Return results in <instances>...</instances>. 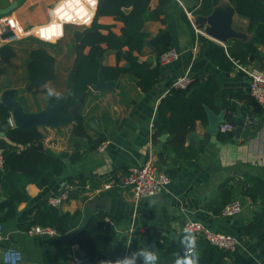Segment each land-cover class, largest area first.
<instances>
[{"label": "crops", "instance_id": "0c3cea01", "mask_svg": "<svg viewBox=\"0 0 264 264\" xmlns=\"http://www.w3.org/2000/svg\"><path fill=\"white\" fill-rule=\"evenodd\" d=\"M199 2L169 0L161 6L157 0H152L150 11L159 10L162 14L159 19L145 20L143 32L147 38L138 54V61L158 66L164 71L160 81L148 92H142L137 87L136 78L129 74H120L114 78L110 71L105 73L104 69L124 68L126 65L123 59L117 62L114 51L106 52L101 59L103 80L112 83L111 89L92 91L89 87L84 103L79 107V115L84 118L86 132L92 140L103 137V142H107L103 151L98 150L100 145L91 151L85 140H75L74 122L57 127H38L43 135L44 149L54 159L60 160L63 167L61 173L44 189H38L33 184L26 186L29 200L17 206L18 216L33 207L49 204L50 199L58 197L69 187L68 180L71 179L80 186V193L62 202L58 210L69 214L80 212L77 229L92 215L104 216L115 232L107 244L94 237L97 249L105 258V264L150 263L147 255H155L165 242L169 244L170 233H176L178 239L180 234H184V225L189 221L200 222L214 232L238 238L239 251L258 263V254L252 242L240 239L237 235L240 223L251 217L250 201L247 198H233L242 204V211L236 217L215 215L209 205L214 206L221 201L219 188L226 182L236 187L243 182L245 175L264 179V112L261 116L256 115L258 130L247 139L243 138L246 132L242 131L238 139L234 138L233 133L231 139L222 141L216 136L217 133H206V125L197 121L194 129L186 135L184 144L196 151L195 157L183 162L177 176L171 178L170 183L155 197L135 204L131 191L121 183L128 169L138 167L148 159L156 164L160 162L163 170L173 167L172 152L164 155L166 161L163 163L158 156L169 139L168 134L152 142L151 132L157 104L175 78L188 74L191 81L203 80L212 74L216 76L223 91L248 94L247 79L235 64L230 72L221 71L213 64L212 56L218 46L223 44L209 37H199L197 51L193 55L195 37L190 24L185 20L184 9L189 12ZM52 5L53 0H0V10H8L0 15V19L12 18L17 25L14 36L2 42V45L11 46L14 56L4 64V73L0 78V97L4 92L11 91V98L27 113L45 109L51 97L56 100L66 96L68 77L75 60V26L66 25L63 36L54 41L43 42L33 34L35 28L49 20ZM192 17L195 24L204 31L209 28L210 19H228L231 36L224 46L231 40L247 42L253 35L248 31L247 19L234 11L230 0H221L212 8L208 17ZM97 21L112 26V31L119 33L121 24L113 17L101 16ZM161 30L170 33V48L178 54L177 60L163 69L158 65V57L151 45V39ZM38 48L45 49L53 57L54 79L34 92L28 89L27 67L31 51ZM250 56L254 57L253 61L248 60L244 66L259 68L258 59L264 56V45H259L257 53ZM49 89L55 94L49 96ZM222 111L225 115L226 111ZM193 136L198 139L189 142V137ZM75 152L83 153V157L72 163L70 156ZM0 195V201L4 200L1 188ZM16 220L14 218L0 223L4 236L0 264L70 263L69 235L49 237L22 232L16 228ZM150 228L153 232L149 231ZM160 233H165V236Z\"/></svg>", "mask_w": 264, "mask_h": 264}, {"label": "trees", "instance_id": "16d2710c", "mask_svg": "<svg viewBox=\"0 0 264 264\" xmlns=\"http://www.w3.org/2000/svg\"><path fill=\"white\" fill-rule=\"evenodd\" d=\"M164 6L169 0H157ZM221 0H200L199 5L189 11L195 17H208L212 8ZM152 0H98L93 22L89 27L77 30L74 34L75 60L68 77L66 106L64 114L76 106L82 95L87 93L89 87L96 83L100 61L108 51H114L117 62L125 60L124 68L115 67L104 69L110 71L114 78L120 74H129L136 78L137 87L144 93L153 88L161 79V70L147 62H139L138 54L142 50L147 35L143 32V24L147 19H159L162 14L159 10L150 11ZM234 11L248 21V31L252 38L247 42L231 40L225 46H218L212 56L213 64L221 71L230 72L234 62L240 65L248 64L249 56L257 53V47L264 45V0H230ZM101 16H110L121 24L119 33L112 31V26L98 23ZM185 20L188 22L186 16ZM164 22V20H162ZM189 23V22H188ZM115 27V26H113ZM58 36L56 29L43 33L42 38L54 41ZM170 33L161 30L151 39L155 55L159 57L170 49ZM14 56L9 44L0 46V78L4 73V64ZM259 68L264 71V56L258 59ZM28 89L39 91L40 87L54 79V59L43 48L31 51L28 67ZM108 75V74H107ZM55 99L50 98L49 104ZM244 101V105H243ZM205 108L215 114L221 110L237 111L242 115L254 112L261 116L264 110L243 92H225L221 89L215 75H208L203 80L194 79L185 89H175L169 85L168 92L160 98L156 107V116L152 124L151 140H156L163 134L169 139L159 153L161 163L166 161L164 155L174 154L173 167L163 170L157 163L159 170H163L170 178H175L182 168L183 162L195 157L196 151L186 147L185 137L194 129L195 123L200 121L207 124ZM10 111L0 101V121H7ZM228 121L227 117L225 118ZM84 118L78 115L74 119L73 138L85 140L88 149L95 151L103 142V137L92 140L86 132ZM258 125L250 132L244 134L247 139L254 136ZM216 136L224 141L232 138L233 133ZM43 135L38 128L22 130L8 127L4 137L0 138V152L3 165L0 169V188L5 197L0 201V223L17 218L16 228L28 232L34 226L50 227L58 234L69 235L70 242L76 243L80 251L82 264H105L104 256L95 245L94 237L103 243H109L115 232L107 223L102 214L90 216L83 225L77 229L80 212L74 214L60 213L58 207L43 204L33 207L17 215V206L29 200L26 193L28 184L44 189L61 173L63 164L54 159L43 147ZM83 153L75 152L70 156L72 163L81 160ZM165 158V159H164ZM228 182L220 186V202L214 206L209 205L215 215H220L222 208L234 197L247 198L251 203V217L240 223L237 235L240 239L252 242L260 262L264 264V179L245 175L243 182L237 186H229ZM68 198L77 197L80 186L73 180H68ZM1 196V195H0ZM153 232V229H149ZM195 238V247L190 253L178 254V248H186L181 241L188 243ZM191 254L195 264H253L241 251L228 252L212 246L201 236L180 234L177 246L164 243L163 248L155 252V264H178ZM137 264H144L142 261ZM152 264V262L148 263Z\"/></svg>", "mask_w": 264, "mask_h": 264}, {"label": "built area", "instance_id": "2783aa9c", "mask_svg": "<svg viewBox=\"0 0 264 264\" xmlns=\"http://www.w3.org/2000/svg\"><path fill=\"white\" fill-rule=\"evenodd\" d=\"M98 0L95 3H90L88 0H79L77 4L76 0H53V5L50 9L49 20L46 24L35 28L33 34L41 41L43 40V33H48L51 29L58 31V36L55 40L61 38L64 33L66 25H72L77 27H89L93 22L95 11L97 8ZM68 5H71L70 7ZM185 16L191 26L194 33V45L193 55L196 54L199 37H208L206 32L195 24L191 12L184 9ZM3 24L8 27L14 36L16 29L15 20L12 18H5ZM1 23V22H0ZM223 47L224 44H223ZM178 54L175 50L169 49L157 59L158 65L163 69L168 67L171 63L177 60ZM235 67L241 71L247 79L248 94L250 97L262 108H264V71L260 68H250L247 66H241L237 62H234ZM191 83V79L188 74L179 76L173 80L171 86L175 89H185ZM236 111H227L224 115V120L218 125L217 133L229 134L234 133L236 129L235 119ZM230 119L228 121L225 118ZM9 127H13L11 117L7 119ZM257 119L254 112H248L243 116V132H250L256 127ZM107 142H102L98 148L99 151H103ZM3 165V159L0 152V169ZM171 181V178L164 172L158 169L156 162L152 159L146 160L142 165L138 167H132L128 169L125 176L121 179L123 187L128 188L134 199L135 204L150 197L159 195L166 185ZM68 193L64 190L58 197L52 198L49 201V205L58 207L62 202L67 201ZM242 211V204L239 200H233L228 202L221 211V215L224 217H236L240 215ZM183 232L188 235L201 236L208 241L212 246L228 252H235L240 247L238 238L228 234L218 233L210 230L207 226L200 222L189 221L184 225ZM27 233L36 235H47L49 237L57 236L58 233L50 227L34 226ZM4 239L1 226H0V253L1 242ZM71 258L69 264H82L80 262V251L76 243L71 242ZM191 249L187 253H190Z\"/></svg>", "mask_w": 264, "mask_h": 264}, {"label": "water", "instance_id": "95a60500", "mask_svg": "<svg viewBox=\"0 0 264 264\" xmlns=\"http://www.w3.org/2000/svg\"><path fill=\"white\" fill-rule=\"evenodd\" d=\"M8 10H0V15L7 13ZM228 18V17H227ZM209 28L205 30L206 35L216 40L217 42L224 44L227 39L230 38L231 34L228 31L229 29V21L225 20H214V18L208 21ZM13 37V32L6 27L3 23H0V46L3 41H6ZM154 51V50H153ZM258 55H256V58ZM253 56H250L249 60L253 61ZM112 83H105L102 75V68L99 66L97 81L96 83L90 86L92 91H104L111 89ZM11 91L4 92L1 97V103L7 107L10 111V117L13 122V127L29 130L32 128L38 127H57L63 124H68L74 122L75 117L79 115V107L84 103L85 95H82L79 99V102L76 106L69 109L68 114H64L63 110L66 106V98L56 99L54 103L49 104L45 109L36 112V113H27L24 111L23 107L17 104L11 98ZM206 111V119L207 124L205 126V131L208 134H216L218 131V125L224 120L223 111L215 114L208 108H205ZM236 129L234 131V138L238 139L242 134V126H243V116L240 111H237V119L235 121ZM8 124L6 121L3 123L0 122V138L4 137L5 130L8 128ZM198 137L193 136L189 137V142L191 139H195ZM46 199V198H45ZM162 236H165V233H160ZM177 235L176 233L169 234V245L177 246ZM189 251V248H178V254H186ZM247 260L250 263H253L254 259L252 257H247Z\"/></svg>", "mask_w": 264, "mask_h": 264}, {"label": "clouds", "instance_id": "9594fccd", "mask_svg": "<svg viewBox=\"0 0 264 264\" xmlns=\"http://www.w3.org/2000/svg\"><path fill=\"white\" fill-rule=\"evenodd\" d=\"M77 4L79 3V0H76ZM89 2V0H88ZM90 3H95V0L94 2H90ZM55 93L52 92L51 89H49V92H48V95L49 96H52L54 95ZM182 244L185 245V247H195L196 245V240L195 238H192L190 242L188 243H185V241H181ZM157 257L154 255V254H148L147 255V260L148 261H151L152 264H155V261H156ZM178 264H195V261L191 258V254H189L187 257H185L183 260L181 261H178Z\"/></svg>", "mask_w": 264, "mask_h": 264}, {"label": "rangeland", "instance_id": "374dc122", "mask_svg": "<svg viewBox=\"0 0 264 264\" xmlns=\"http://www.w3.org/2000/svg\"><path fill=\"white\" fill-rule=\"evenodd\" d=\"M4 21H5V20L0 19V22H1V23H3ZM75 28H77V30L82 29V27H77V26H76ZM66 29H67V27H66ZM259 263H260V260L258 261V263H255V262H254L253 264H259Z\"/></svg>", "mask_w": 264, "mask_h": 264}, {"label": "snow or ice", "instance_id": "6c2138e0", "mask_svg": "<svg viewBox=\"0 0 264 264\" xmlns=\"http://www.w3.org/2000/svg\"><path fill=\"white\" fill-rule=\"evenodd\" d=\"M89 2H94V0H89ZM69 7L71 6V5H68ZM51 31V30H50Z\"/></svg>", "mask_w": 264, "mask_h": 264}]
</instances>
